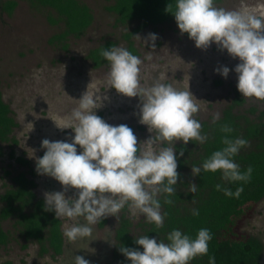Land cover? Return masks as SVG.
<instances>
[{
    "label": "rangeland",
    "instance_id": "obj_1",
    "mask_svg": "<svg viewBox=\"0 0 264 264\" xmlns=\"http://www.w3.org/2000/svg\"><path fill=\"white\" fill-rule=\"evenodd\" d=\"M79 1L89 8L92 19L81 36L69 35L63 40L66 49L48 43V38L63 28L60 21L55 24L47 21V15L55 16L53 10L32 5L26 0H17L10 14L0 9V95L15 122L9 134L15 141L0 142V194L12 186V177L19 172L34 180L35 199L42 198L44 203L45 193L63 191L54 178L37 173L36 161L46 151L41 147L44 139L71 143L75 135L73 129L60 127L74 123L70 118L83 94L93 96L100 106L95 112L106 123L129 126L140 148L143 149L144 141L155 135L146 125L139 123V97H126L107 83L110 63L93 67L86 57L88 50L106 40L113 41L114 47L126 49L123 34L131 31L137 21L117 23L115 15L105 9L113 0ZM214 5L264 17V0H221ZM149 33L158 36L155 49L150 47L151 42L146 44L144 41ZM129 39L135 55L142 61L139 66L141 86L151 87L159 81L178 90H189L201 105L200 111L194 115L199 122L213 120L216 114L220 116L235 92L243 101L234 106L233 112L244 113L256 120L264 111V101L243 97L237 89L238 75L234 68L240 63L239 59H233L226 50H219L216 44L206 50L199 49L187 33L181 34L172 23L146 25L131 34ZM221 66L230 69L226 79L215 72ZM250 107L254 108L253 112L248 111ZM260 121L264 122V114ZM178 143L182 142L177 141L175 148ZM167 146L166 143L155 145L157 150ZM77 151L79 154L82 149L77 146ZM179 152L180 148L176 149L177 158ZM30 171H34L33 176ZM193 178L188 163L180 170L179 179L183 181L181 184L178 183L180 180L177 181L178 190H190ZM27 186V183L22 185L23 188ZM75 194L76 190L70 189L65 195L74 197ZM28 210L24 209L25 212ZM120 217L129 220L131 235H140L148 227L143 216L132 217L125 206L117 217L108 216L92 226L94 240L69 242L64 231L76 221L57 217L61 231L59 254H55L47 243L43 246L45 251L40 252L35 241H25L19 229L21 224H15V218L9 217L0 223L1 230L7 231L8 236V242L0 245V264H53L51 261L54 264H75V255L84 257L89 264H117L112 251L114 230ZM232 229L236 234H246L244 230L261 233L264 240V197L248 210L247 215L245 213L237 219Z\"/></svg>",
    "mask_w": 264,
    "mask_h": 264
},
{
    "label": "clouds",
    "instance_id": "obj_2",
    "mask_svg": "<svg viewBox=\"0 0 264 264\" xmlns=\"http://www.w3.org/2000/svg\"><path fill=\"white\" fill-rule=\"evenodd\" d=\"M171 9L168 4L166 11ZM173 15L180 33H187L197 48L206 50L214 43L233 59L238 58L240 63L234 68L238 91L243 97L264 101V17L218 8L214 0H176ZM157 39L156 34L149 33L144 41L151 42L150 47L155 49ZM101 55L110 63L107 83L126 97H139V123L155 135L140 148L129 126L106 123L95 112L100 106L93 96L83 94L70 118L74 123L60 127L73 129L71 143L48 139L41 142L46 151L36 161V171L54 178L63 187V191L44 194L45 211H54L56 218L76 221L64 231L69 242L94 240L92 226L108 216L117 217L125 206L132 217L143 216L147 223L162 228L166 214H161L157 197L161 193L167 196L175 193L173 186L179 178L175 143L187 145L195 140L203 144L207 140V136L201 135V123L194 118L201 105L189 90H178L159 81L151 87H142L139 67L142 61L124 48L111 47ZM215 72L226 79L230 69L221 66ZM218 119L216 114L213 123ZM221 131L230 133L232 129L223 125ZM165 143L167 147L156 149L155 145ZM222 143L225 147L203 162V171H220L225 181H247L252 168L242 173L232 158L248 142L226 135ZM77 146L82 149L79 154ZM179 155H184L183 148ZM191 172L197 176L201 167L193 166ZM70 189L76 190L74 197L65 195ZM216 189L221 190V186L216 185ZM190 191L196 192L195 183ZM242 191L243 188L235 193L224 189L225 195L237 198ZM165 203L172 201L165 199ZM193 215H199L198 210H193ZM166 239L167 243L144 235L135 238V244L143 251L124 246L119 250L131 264H190L194 258L208 254L212 234L202 228L192 239L180 230H172ZM74 260L75 264H89L79 255ZM209 264H216L214 256L209 257Z\"/></svg>",
    "mask_w": 264,
    "mask_h": 264
},
{
    "label": "trees",
    "instance_id": "obj_3",
    "mask_svg": "<svg viewBox=\"0 0 264 264\" xmlns=\"http://www.w3.org/2000/svg\"><path fill=\"white\" fill-rule=\"evenodd\" d=\"M32 5L47 7L54 11V15H47V21L51 24L62 22L63 28L60 32L51 35L48 43L58 45L66 49L63 41L67 36L78 38L90 24L92 15L89 8L79 0H26ZM221 0H214V4ZM17 0H4L0 9L10 14L16 6ZM172 5L170 12L166 11L167 5ZM176 0H113L105 6L108 12L115 15V21L124 24L137 21L136 26L123 34L127 41L126 50L135 55L130 36L141 30L146 25L161 23H172L177 26L175 17ZM178 27V26H177ZM114 47V42L106 40L96 47L88 50L86 57L91 61L93 67L109 64L101 55L103 50ZM232 101L222 110L219 119L213 123L201 121V135L207 136V140L201 144L198 141H190L186 146L183 143L176 144V149L183 148L184 155L177 158V171L188 163L190 167H201V173L194 176L193 183L196 184V192L190 190L184 192L178 190L174 185L175 193L171 196L161 193L157 197L161 203V214L165 215L164 226L157 229L154 224L147 223L148 227L143 229L140 235H131L129 231V220L120 217L114 230L113 258L117 264H131L121 252L120 247L135 248L143 251L142 247L135 244V238L148 235L149 238H157L158 241L167 243V235L172 230H180L182 233L195 239L198 231L206 228L212 234L208 242V254L198 256L190 261V264H209V257L214 256L216 264H257L262 250L260 241L249 234H236L232 227L248 210L264 196V122L260 121L262 111L257 119L249 118L244 113L233 112L234 106L242 103L243 98L237 92ZM253 112L254 108H248ZM8 105L2 101L0 95V142L15 141L9 135L15 126L13 118L9 115ZM227 125L232 129L230 133L221 131V126ZM242 138L248 143L239 150L232 159L240 167L242 173L249 167L252 173L247 181L230 182L222 179V173L205 172L202 169L203 162L217 150L225 147L223 138ZM33 176L34 171H30ZM26 177V176H25ZM22 172L12 177V186L6 188L0 194V223L9 217H14V223L21 224L20 232L24 240L35 241L39 245L40 252L45 251L47 243L55 254L60 252L61 231L58 229L59 220L54 211H45V203L42 198H36L32 191L34 181L25 178ZM178 180H180L178 178ZM183 180L178 181L181 184ZM28 186L23 188L22 185ZM184 184V183H183ZM221 186V190L216 189ZM238 188H243L240 196L225 195L224 189L235 193ZM165 199H170L171 204H166ZM188 204V205H187ZM29 209L24 211V209ZM193 210H198L199 215H193ZM28 213V214H27ZM44 229V233L42 230ZM20 233V234H21ZM8 242L7 231L0 228V245ZM9 264V263H5Z\"/></svg>",
    "mask_w": 264,
    "mask_h": 264
},
{
    "label": "flooded vegetation",
    "instance_id": "obj_4",
    "mask_svg": "<svg viewBox=\"0 0 264 264\" xmlns=\"http://www.w3.org/2000/svg\"><path fill=\"white\" fill-rule=\"evenodd\" d=\"M34 181V180H33ZM264 197V196H263ZM263 197L262 198H260L259 200H262L263 199ZM258 200V201H259ZM257 201V202H258ZM256 202V203H257ZM255 203V204H256ZM254 204V205H255ZM255 207V206H254ZM254 209V208H253ZM245 232H246V234H249V235H251V236H254V237H256L259 241H260V243H261V245H262V250H261V255H260V258H259V260H258V262H257V264H264V240L261 238V233H254V232H250V231H248V230H244Z\"/></svg>",
    "mask_w": 264,
    "mask_h": 264
},
{
    "label": "crops",
    "instance_id": "obj_5",
    "mask_svg": "<svg viewBox=\"0 0 264 264\" xmlns=\"http://www.w3.org/2000/svg\"><path fill=\"white\" fill-rule=\"evenodd\" d=\"M59 219V218H58ZM63 251V250H62ZM54 259V258H53ZM54 264V261H51Z\"/></svg>",
    "mask_w": 264,
    "mask_h": 264
}]
</instances>
